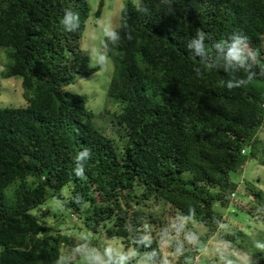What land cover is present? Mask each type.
I'll list each match as a JSON object with an SVG mask.
<instances>
[{"label":"trees","instance_id":"16d2710c","mask_svg":"<svg viewBox=\"0 0 264 264\" xmlns=\"http://www.w3.org/2000/svg\"><path fill=\"white\" fill-rule=\"evenodd\" d=\"M103 5L101 0L98 18ZM66 9L79 14L75 31L60 23ZM90 15L88 0H0V50L9 59L0 87L2 78L20 76L27 100L0 106V264H92L64 258V248L78 246L76 237L33 212L50 198L83 220L84 229L122 238L152 264L164 256L168 222L157 204L206 226L204 233L197 229L199 242L192 247L174 242L181 251L177 264L221 234L218 207L240 212L236 194L243 181L254 199L248 210L264 219L262 179L242 181L249 158L264 167V73L249 59L256 75L229 90L221 82L230 74L219 65L202 67L187 47L198 30L216 42L243 34L264 62V0L125 2L119 43H104L114 62L108 96L122 105L116 113L125 130L121 145L96 126L87 95L67 88L101 68L82 47ZM237 67L236 76L244 77ZM233 173L242 174L240 181ZM242 238L226 236L234 243ZM254 244L264 264V248L258 247L264 237Z\"/></svg>","mask_w":264,"mask_h":264},{"label":"rangeland","instance_id":"374dc122","mask_svg":"<svg viewBox=\"0 0 264 264\" xmlns=\"http://www.w3.org/2000/svg\"><path fill=\"white\" fill-rule=\"evenodd\" d=\"M91 6V15L88 19L83 38L82 47L91 53V64H95L93 58V50L98 49L99 52L107 56L105 64L100 65L101 68L89 76H78L75 83L70 84L67 88L74 92L86 94L88 107L94 112V121L105 134L115 138L118 144H122L125 139V130L117 123L116 113L121 110L122 105L114 102L108 96V87L114 71V62L104 49L97 31V21L102 24L111 23L115 28L120 25L121 10L127 0H103L102 14L98 18L95 12L98 9L101 0H88ZM139 5L140 0H132ZM9 61L5 49L0 50V71H2ZM262 84V83H261ZM27 100L23 94L22 78L13 76L1 79L0 87V106H24ZM264 137V132H260ZM242 174L233 173L232 177L240 181ZM264 167L257 162L256 158H249L244 166L242 181L248 178L258 180V184L264 190ZM240 186L236 201L240 204V212L234 214V207L221 208L224 214V221L220 225V233L201 245L199 253H194L186 264H262L256 257L258 248L254 244L255 241L263 240L264 219L258 213H253L248 209L251 208L254 199L244 189L243 184ZM68 187L64 188V193H68ZM156 209L164 212L167 222L162 241V249L164 256L160 262L156 264H177V259L181 251L173 249L174 242H178L179 247H192L199 242L198 234L206 231V226L199 223L195 219H189L182 216L178 212H174L169 205L157 204ZM35 214L41 216V220L46 225L55 227L56 230L67 236L76 237L78 246L72 251L64 248L63 257L74 259L79 263L92 264H113L111 260L117 261L121 256L126 257L124 264H128V260L134 257L132 264H152L144 257H137L133 247L126 248L122 238H108L102 232L93 233L84 225L83 220L77 219L72 215L71 211L64 207L61 200L50 198L39 208L33 210ZM83 229V230H82ZM197 229L200 233L197 232ZM169 230V231H168ZM232 232L243 233V238L234 243L226 239L228 234ZM86 238L87 241H83ZM98 245H96V244ZM186 245V246H185ZM189 245V247H188ZM2 247L0 246V251ZM110 250V255H109ZM258 250V251H257ZM89 257H99V260L90 259Z\"/></svg>","mask_w":264,"mask_h":264},{"label":"clouds","instance_id":"9594fccd","mask_svg":"<svg viewBox=\"0 0 264 264\" xmlns=\"http://www.w3.org/2000/svg\"><path fill=\"white\" fill-rule=\"evenodd\" d=\"M163 2L170 5L172 0H163ZM169 11H171V9H169ZM79 21L78 13L73 12L71 9H66L60 23L64 25L65 29L71 32L77 29ZM96 23L98 25L97 31L102 42H110L113 46L119 43L121 38L120 33L111 23L102 24L99 21ZM124 27H126V25H124ZM128 38L131 39V36L129 35ZM206 40L210 41V43L206 44ZM187 47L189 49H194L196 55L201 57L200 64L202 67L211 70L219 65L224 68L225 72L230 74L231 78L229 80L221 82L222 84H226V87L229 90L246 85L248 82L252 81L256 73L249 69L253 67V64H259L260 72L264 73V62H261L258 59L259 55L257 51L249 47L248 38L243 34H231L230 42L225 39L216 42L212 40L207 33L198 30L194 38L189 40ZM93 58L95 64L103 65L107 61V56L104 53L99 52L98 49L93 50ZM249 59L253 61V64L248 63ZM237 65L243 67L245 73L244 77L236 76V73L239 72ZM196 71L199 73L200 69L197 68ZM86 155L87 150L84 153H81L77 159H83ZM81 171H78L77 175H80ZM258 247L264 248V245H259ZM89 258L99 260V257ZM125 259L126 257L121 256L117 261V264H124ZM57 264H63V260L61 259ZM101 264H103V262H101Z\"/></svg>","mask_w":264,"mask_h":264}]
</instances>
